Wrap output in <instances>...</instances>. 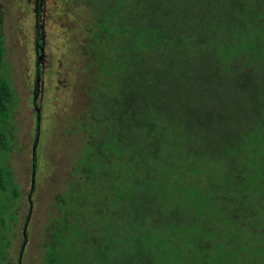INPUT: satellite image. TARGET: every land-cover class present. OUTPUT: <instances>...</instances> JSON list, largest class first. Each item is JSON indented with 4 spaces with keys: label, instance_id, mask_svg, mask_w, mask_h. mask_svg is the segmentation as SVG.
<instances>
[{
    "label": "trees",
    "instance_id": "trees-1",
    "mask_svg": "<svg viewBox=\"0 0 264 264\" xmlns=\"http://www.w3.org/2000/svg\"><path fill=\"white\" fill-rule=\"evenodd\" d=\"M87 1L95 23L107 20L87 47L106 85L121 86L90 100L86 117L100 126L80 179L93 155L101 162L113 151L127 162V185L113 186L115 176L107 185L125 213L64 255L49 234L41 264H264V0ZM1 17L0 7V68ZM211 89L228 103L198 101ZM12 96L0 75V156L10 149ZM37 135L38 120L33 145ZM1 178L0 167L4 190Z\"/></svg>",
    "mask_w": 264,
    "mask_h": 264
},
{
    "label": "rangeland",
    "instance_id": "rangeland-1",
    "mask_svg": "<svg viewBox=\"0 0 264 264\" xmlns=\"http://www.w3.org/2000/svg\"><path fill=\"white\" fill-rule=\"evenodd\" d=\"M39 5L35 23V0H0L4 47L0 75L13 91L7 124L10 149L0 156L5 185L0 190L2 264H41L50 248L43 247L49 234L60 239L57 255L79 249L84 238L93 231L100 234L103 224L125 213V205L113 199L115 188L107 185L113 176V186L127 185L125 160L118 162L113 151L101 162L93 155L89 159L93 170H86L89 179H80L81 165L92 150L91 133L100 126L86 117L94 106L90 100L110 97L121 86L116 81L106 85L104 69L95 67L99 59L87 47L93 42L92 32L107 20L95 23V11L87 0H40ZM36 33L40 39L35 44ZM35 59L41 68L36 79ZM202 81L199 78L195 85H203ZM34 85L38 92L33 96ZM215 94L214 89L204 91L198 101L214 109L215 102L225 106V98ZM172 200L179 199L172 195Z\"/></svg>",
    "mask_w": 264,
    "mask_h": 264
},
{
    "label": "flooded vegetation",
    "instance_id": "flooded-vegetation-1",
    "mask_svg": "<svg viewBox=\"0 0 264 264\" xmlns=\"http://www.w3.org/2000/svg\"><path fill=\"white\" fill-rule=\"evenodd\" d=\"M37 0H35V3H36Z\"/></svg>",
    "mask_w": 264,
    "mask_h": 264
}]
</instances>
